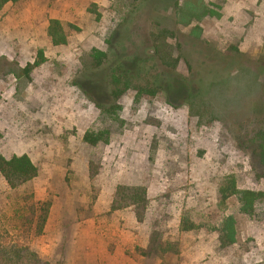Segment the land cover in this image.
Here are the masks:
<instances>
[{"label":"rangeland","instance_id":"1","mask_svg":"<svg viewBox=\"0 0 264 264\" xmlns=\"http://www.w3.org/2000/svg\"><path fill=\"white\" fill-rule=\"evenodd\" d=\"M182 1L24 0L0 12V156L28 155L39 170L30 190L52 209L31 247L50 264H161L143 256L153 242L180 243L167 264H264V204L248 217L236 198L220 206L218 197L229 176L264 192L248 149L264 134V0H224L221 20L204 21L199 36L176 25ZM51 20L67 45L53 46ZM162 28L177 33L175 69L154 55L151 35ZM94 50L106 54L100 67ZM39 51L46 62L28 79ZM115 77L132 85L118 103ZM143 85L156 95L135 105ZM116 104L115 123L102 111ZM91 128H111L109 145L85 144ZM118 185L147 187L144 224L132 209L109 212ZM25 193L0 175V243L17 242L8 225ZM185 213L206 228L182 233ZM230 215L238 242L222 252L215 229Z\"/></svg>","mask_w":264,"mask_h":264},{"label":"trees","instance_id":"2","mask_svg":"<svg viewBox=\"0 0 264 264\" xmlns=\"http://www.w3.org/2000/svg\"><path fill=\"white\" fill-rule=\"evenodd\" d=\"M24 0H0V12L9 4L18 5ZM224 0L207 2L206 0H183L176 4L175 18L176 25L189 28L193 35L201 34L200 25L206 20L219 21L222 18ZM47 35L53 46H65L68 43V33L59 20H51L47 29ZM172 40L178 41L177 33L169 28H162L151 35V42L154 48L156 59L166 68L175 69L180 63V57L175 56V45ZM91 58L97 67H100L106 54L94 50ZM46 62L42 51L38 53V59L34 64H29L24 69V76L30 79L33 70L39 68ZM118 77L114 78L115 90L112 97L116 103L122 95L132 88L128 81L122 83ZM188 88V87H187ZM137 95L135 105L146 96L155 97L156 91L150 86L135 88ZM103 109V108H102ZM119 110L117 104L109 109H103L102 113L111 118L115 123L119 121ZM124 124V122H121ZM113 134L111 128L95 130L89 129L83 137V142L90 147L107 146ZM248 149L251 151V168L258 181H264V134L259 133L249 142ZM99 166L94 162L89 164V177L94 180L99 175ZM0 175L6 181L11 191L26 189L22 197V207H19L10 219L9 228L14 232L17 242L10 245L0 243L1 264H50L40 254L32 249L31 240L43 235L50 217L52 202H38L35 194L30 190L33 181L39 176V170L28 155L13 156L6 159L0 156ZM220 206H225L231 198H236L238 211L242 215L253 217L258 205L264 204V192L240 189L237 178L229 176L223 179L218 189ZM148 189L142 185H118L115 189L111 204L110 213L132 209L137 224H144L149 209ZM205 229V225H197L189 213H185L180 224L182 233H190L198 229ZM218 233L217 242L219 251L225 252L237 245L238 232L237 221L234 216H226L220 220L215 229ZM9 230H4L8 233ZM2 239L0 238V242ZM143 256L156 255L161 264H167L164 260L168 254L178 255L180 253L179 242L151 243L149 252L142 251Z\"/></svg>","mask_w":264,"mask_h":264}]
</instances>
